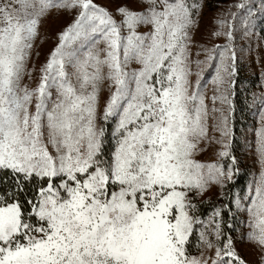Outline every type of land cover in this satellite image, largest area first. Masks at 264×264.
I'll list each match as a JSON object with an SVG mask.
<instances>
[{
	"label": "snow or ice",
	"instance_id": "6c2138e0",
	"mask_svg": "<svg viewBox=\"0 0 264 264\" xmlns=\"http://www.w3.org/2000/svg\"><path fill=\"white\" fill-rule=\"evenodd\" d=\"M236 7L250 24L255 5ZM203 8L0 0V264H247L216 220L222 210L210 224L198 215L197 198L234 175L198 157L212 143L229 157L241 71L229 43L204 49L193 72ZM53 13L72 20L37 79L34 49ZM218 24L213 35L231 42L233 25ZM204 64L215 69L211 95ZM254 137L264 162V117ZM247 211L248 239L264 252V173Z\"/></svg>",
	"mask_w": 264,
	"mask_h": 264
},
{
	"label": "rangeland",
	"instance_id": "374dc122",
	"mask_svg": "<svg viewBox=\"0 0 264 264\" xmlns=\"http://www.w3.org/2000/svg\"><path fill=\"white\" fill-rule=\"evenodd\" d=\"M204 3L202 15L197 17L198 25L193 30V43L191 47V59L193 61V72L197 71L195 61L204 60V49H212L214 47H222L231 43L237 53L238 66L240 71L241 94L240 98L245 99L242 91H248V80L255 82L251 97V107L249 109V124L242 129L240 138V149L234 152L231 148L229 157L221 158L218 153L223 149L222 145L212 143L206 145V150L198 157L204 163L223 164L225 169L231 167L234 175L231 181H226L222 186L220 184H210L207 191L202 197L197 198V204H213L209 209V213L205 217H200L210 224L213 213L218 210L215 203L219 202L223 197V191L228 182L237 181L239 176L246 178L245 186L238 188L234 192L233 207L229 217L225 220L231 231H223L225 236H231L236 250L239 255L247 261V264H264V252L248 239L251 231L250 215L247 208L251 206V199L254 196V190L261 180V174L264 173V162H261L258 154L254 149V130L261 126L262 117H264V11L260 10L261 0H246L249 7H252L254 18L250 24H245L244 19L247 15V9H239L236 7L241 0H201ZM230 13H236L233 19ZM72 17L53 13L45 20L43 27L40 29V36L36 42L32 64L37 69L35 75L39 78V67L45 61L48 53L57 43L58 34L71 23ZM219 20H226L233 25V39L229 42L226 36L216 37L213 33L219 29ZM227 31V28L223 29ZM39 52V57L35 56V52ZM203 75L207 82L208 93L211 95V78L215 75V69L209 68L207 64L201 66ZM246 78L247 80H243ZM250 81V82H251ZM250 85V84H249ZM251 86V85H250ZM106 95V92H105ZM245 101H243L244 103ZM245 119V118H244ZM230 138V143H231ZM235 157L233 164L231 157ZM240 204L237 205L236 201ZM215 208V209H214ZM234 217V218H233ZM234 219V220H233ZM216 220L222 225V218L216 217ZM199 227V226H198ZM236 227V228H235ZM210 230V229H209ZM195 240V237L193 238ZM193 255H199L195 247L191 249ZM206 255L210 254L205 250Z\"/></svg>",
	"mask_w": 264,
	"mask_h": 264
},
{
	"label": "trees",
	"instance_id": "16d2710c",
	"mask_svg": "<svg viewBox=\"0 0 264 264\" xmlns=\"http://www.w3.org/2000/svg\"><path fill=\"white\" fill-rule=\"evenodd\" d=\"M243 80H247L244 78ZM248 80V91L246 90L245 92L242 91V94H244L245 99H241L239 96L241 94L240 87L242 86L240 83V78H239V83L236 89V96L233 98L234 100V106H235V111L232 115V121H231V126L233 129V135L231 139V148L234 149V152H237V149L239 150L240 147V138L242 135V129L244 126L249 124V109L251 107V97L253 93V88L255 87V82ZM251 86H250V85ZM243 101H245L243 103ZM245 118V119H244ZM246 182V178L243 176H239L237 181L235 182H228L224 188L223 191V197L219 202H216L215 205L218 207V210H222V225H223V231L225 232H230L231 229L227 227L228 225L225 223V220H227V217H229L230 211L232 210L233 207V198H234V192L235 190H238V188H241L242 186H245L244 183ZM213 204L211 203H203L198 205V215L200 217H205L209 213V209L211 208ZM215 209V208H214ZM234 218V217H233ZM234 220V219H233ZM236 228V227H235Z\"/></svg>",
	"mask_w": 264,
	"mask_h": 264
}]
</instances>
